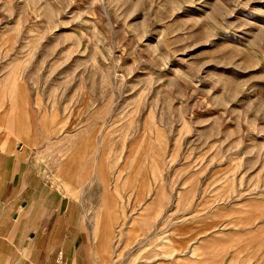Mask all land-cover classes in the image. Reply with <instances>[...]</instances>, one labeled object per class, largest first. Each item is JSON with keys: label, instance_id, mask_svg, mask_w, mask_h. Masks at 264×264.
Here are the masks:
<instances>
[{"label": "rangeland", "instance_id": "rangeland-1", "mask_svg": "<svg viewBox=\"0 0 264 264\" xmlns=\"http://www.w3.org/2000/svg\"><path fill=\"white\" fill-rule=\"evenodd\" d=\"M6 61L46 145L75 143L93 199L140 218L123 264L196 235L216 264H264V0H0Z\"/></svg>", "mask_w": 264, "mask_h": 264}, {"label": "crops", "instance_id": "crops-1", "mask_svg": "<svg viewBox=\"0 0 264 264\" xmlns=\"http://www.w3.org/2000/svg\"><path fill=\"white\" fill-rule=\"evenodd\" d=\"M35 94L26 71L0 62V264L125 263L148 239L132 226L140 218L122 225L121 208L93 199L91 161L76 167L75 143L66 158L60 138L46 145ZM187 239L179 257L134 264H216V250H204L210 238Z\"/></svg>", "mask_w": 264, "mask_h": 264}, {"label": "built area", "instance_id": "built-area-1", "mask_svg": "<svg viewBox=\"0 0 264 264\" xmlns=\"http://www.w3.org/2000/svg\"><path fill=\"white\" fill-rule=\"evenodd\" d=\"M35 264H38V263H35ZM54 264H66V263L61 258H56Z\"/></svg>", "mask_w": 264, "mask_h": 264}]
</instances>
